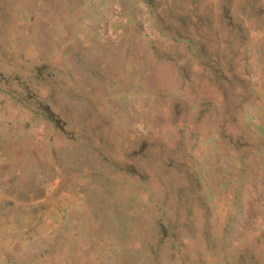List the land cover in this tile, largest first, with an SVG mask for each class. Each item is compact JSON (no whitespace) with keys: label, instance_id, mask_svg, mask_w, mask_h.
Listing matches in <instances>:
<instances>
[{"label":"rangeland","instance_id":"obj_1","mask_svg":"<svg viewBox=\"0 0 264 264\" xmlns=\"http://www.w3.org/2000/svg\"><path fill=\"white\" fill-rule=\"evenodd\" d=\"M0 264H264V0H0Z\"/></svg>","mask_w":264,"mask_h":264}]
</instances>
